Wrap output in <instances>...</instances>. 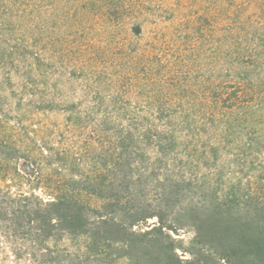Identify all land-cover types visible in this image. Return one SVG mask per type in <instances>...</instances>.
<instances>
[{"label":"rangeland","instance_id":"obj_1","mask_svg":"<svg viewBox=\"0 0 264 264\" xmlns=\"http://www.w3.org/2000/svg\"><path fill=\"white\" fill-rule=\"evenodd\" d=\"M137 3L142 12L132 21L140 24L141 37L132 35V22L126 20L120 41L132 36L131 52L149 55L147 97L163 90L164 98L178 104V116L193 121L187 134L194 146L187 150V134L183 136L177 165L190 182L179 187V197L150 193L153 202L165 206V225L174 232L164 229L145 242L132 240L126 251L113 249L111 259L126 256L127 264H247L254 257L232 258L228 247L251 225L237 206L219 203L232 192L247 194L253 187L264 195V0ZM61 6L57 0H0L1 188L18 184L16 171L31 162L42 165L46 177L51 157L77 140L67 134L63 113L48 109L53 99L65 100L67 89L55 87L62 68L36 62V56L53 58V39L64 32ZM158 226L152 218L132 231ZM258 259L264 263L259 257L257 264Z\"/></svg>","mask_w":264,"mask_h":264},{"label":"trees","instance_id":"obj_2","mask_svg":"<svg viewBox=\"0 0 264 264\" xmlns=\"http://www.w3.org/2000/svg\"><path fill=\"white\" fill-rule=\"evenodd\" d=\"M57 1L64 32L53 39V58L36 56V62L62 68L55 87L67 89L65 100L53 99L48 109L63 113L67 134L77 140L51 157L56 164L46 177L42 165L31 162L16 171L18 184L0 187V264H127L126 256L111 259V251H126L132 240L145 242L164 229L174 232L165 225V206L150 193L179 197V187L190 182L177 162L193 121L178 116V104L164 98L165 91L147 97L150 57L131 52L132 36L120 41L126 20L141 37L140 24L132 21L142 12L137 0ZM257 190L232 192L219 203L237 206L251 225L230 239L232 258H264V227L257 226L264 222V195ZM152 218L158 227L132 231Z\"/></svg>","mask_w":264,"mask_h":264}]
</instances>
